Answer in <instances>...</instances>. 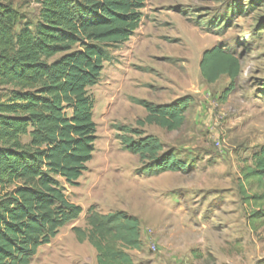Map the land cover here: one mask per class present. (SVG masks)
Wrapping results in <instances>:
<instances>
[{
    "label": "rangeland",
    "instance_id": "1",
    "mask_svg": "<svg viewBox=\"0 0 264 264\" xmlns=\"http://www.w3.org/2000/svg\"><path fill=\"white\" fill-rule=\"evenodd\" d=\"M13 3L22 23L34 27L39 4ZM230 5L244 12L231 15ZM141 12L137 30L113 49L89 89L95 150L75 184L62 181L82 212L30 264H97L95 249L73 231L86 228L91 205L139 219L142 247L129 251L134 264H264V226H249L240 191L241 168L264 145V0H145ZM213 46L240 62L226 100L220 96L228 76L208 83L200 73L202 54ZM3 93L0 87V99ZM186 95L193 100L180 129L140 124L146 111L137 100L170 104ZM124 127L158 137L188 170L143 172L139 156L121 143ZM245 186L249 194L261 192Z\"/></svg>",
    "mask_w": 264,
    "mask_h": 264
},
{
    "label": "trees",
    "instance_id": "2",
    "mask_svg": "<svg viewBox=\"0 0 264 264\" xmlns=\"http://www.w3.org/2000/svg\"><path fill=\"white\" fill-rule=\"evenodd\" d=\"M13 1L0 0V264H30L39 248L82 212L62 181L75 184L95 150L89 89L98 83L113 49L139 27L145 0H34L39 4L34 27L22 23ZM229 12L244 10L230 5ZM199 68L208 83L228 76L222 100L241 71L239 60L221 46L205 50ZM192 100L188 95L170 104L137 100L146 111L140 124L178 130ZM122 131V145L139 156L143 172L188 170L186 159L165 149L158 137L137 128ZM241 178L248 224L256 230L264 226V145L243 165ZM245 184L261 192L249 194ZM85 221L86 228L73 231L79 242L95 249L97 264H134L129 251L142 247L136 216L103 214L91 205Z\"/></svg>",
    "mask_w": 264,
    "mask_h": 264
}]
</instances>
